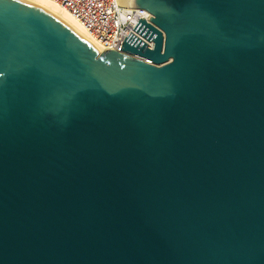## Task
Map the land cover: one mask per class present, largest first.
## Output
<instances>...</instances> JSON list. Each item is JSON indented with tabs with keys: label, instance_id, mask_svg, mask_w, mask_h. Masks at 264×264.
<instances>
[{
	"label": "water",
	"instance_id": "obj_1",
	"mask_svg": "<svg viewBox=\"0 0 264 264\" xmlns=\"http://www.w3.org/2000/svg\"><path fill=\"white\" fill-rule=\"evenodd\" d=\"M132 7L99 53L0 0V264H264V0Z\"/></svg>",
	"mask_w": 264,
	"mask_h": 264
},
{
	"label": "built area",
	"instance_id": "obj_2",
	"mask_svg": "<svg viewBox=\"0 0 264 264\" xmlns=\"http://www.w3.org/2000/svg\"><path fill=\"white\" fill-rule=\"evenodd\" d=\"M64 5L73 16L91 33L94 39L103 47L114 48L119 52L125 37L134 33L148 43L149 48H154V40H148L135 29L141 18L152 23L149 16H153L145 8L132 7L119 0H57ZM134 57L144 59L139 54ZM150 62V61H149Z\"/></svg>",
	"mask_w": 264,
	"mask_h": 264
},
{
	"label": "bare ground",
	"instance_id": "obj_3",
	"mask_svg": "<svg viewBox=\"0 0 264 264\" xmlns=\"http://www.w3.org/2000/svg\"><path fill=\"white\" fill-rule=\"evenodd\" d=\"M47 10L57 15L58 17L64 19L78 29L82 34H84L88 39L91 40L93 45L96 47L99 53L103 51V47L94 39L91 33L77 20L73 14L57 0H29ZM120 2L132 5V0H119Z\"/></svg>",
	"mask_w": 264,
	"mask_h": 264
}]
</instances>
